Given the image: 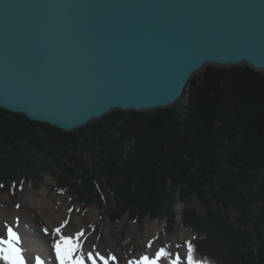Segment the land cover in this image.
Here are the masks:
<instances>
[{
  "label": "trees",
  "instance_id": "1",
  "mask_svg": "<svg viewBox=\"0 0 264 264\" xmlns=\"http://www.w3.org/2000/svg\"><path fill=\"white\" fill-rule=\"evenodd\" d=\"M45 172L83 197L111 196L121 216L173 221L180 201L201 264H264V72L208 66L174 107L74 132L0 107V188L16 195Z\"/></svg>",
  "mask_w": 264,
  "mask_h": 264
},
{
  "label": "water",
  "instance_id": "2",
  "mask_svg": "<svg viewBox=\"0 0 264 264\" xmlns=\"http://www.w3.org/2000/svg\"><path fill=\"white\" fill-rule=\"evenodd\" d=\"M208 66L264 72V0H0V107L65 132L174 107Z\"/></svg>",
  "mask_w": 264,
  "mask_h": 264
},
{
  "label": "rangeland",
  "instance_id": "3",
  "mask_svg": "<svg viewBox=\"0 0 264 264\" xmlns=\"http://www.w3.org/2000/svg\"><path fill=\"white\" fill-rule=\"evenodd\" d=\"M201 76L202 72L197 75V77ZM7 184L9 186V182H7ZM59 184L60 183L56 181V178L45 172L41 174V180H34L30 183L25 181V183L18 186V193L16 195L0 188V239L8 238L7 229L9 227H12L17 231L21 237L22 197L28 190L41 192L44 189L48 194L63 196L68 204L71 205L70 210H72L73 213L84 217H88L87 215L91 214L95 217L98 221V225L95 227L97 230L99 229L101 231L102 229H105L112 232L113 237H116L117 240H121L124 244L125 240H130L129 243L137 254L146 251L150 256H154L155 253L163 247L170 251L173 254V257L176 253H179L183 257L186 255L185 242L191 241L197 234L196 231L183 225L182 214L185 210V204L180 201H178L173 208L175 214L173 221L167 220V218L150 215H141L140 217L133 218L129 215L121 216L122 211H120L111 196L108 197L103 194L104 196H102L101 199H98L97 197H83V191H81L83 188L80 190L77 188L64 189L65 187L63 188L62 185ZM8 186L5 188L8 189ZM194 205L198 207L197 204ZM197 209L202 211L201 208ZM112 215L118 217L113 218ZM125 219L128 221L127 224H125V229L121 231V233H118L120 231L118 226L125 221ZM232 219L236 222V215L232 216ZM88 220L92 223L91 219ZM90 223L88 224L91 225ZM146 223H151L156 226L157 229L154 232H146ZM97 233L104 237L102 233H99L98 231ZM179 233L181 236H179ZM260 233L263 236L262 238H264L263 230H260ZM250 237L255 240L256 232ZM200 240L204 241L205 236L203 235ZM149 245H151V247H149ZM21 246L24 249L26 258L31 264H35L33 260L34 255H31L27 251L23 242ZM218 258L220 259L221 257L218 255ZM161 263L169 264L167 260H162Z\"/></svg>",
  "mask_w": 264,
  "mask_h": 264
},
{
  "label": "bare ground",
  "instance_id": "4",
  "mask_svg": "<svg viewBox=\"0 0 264 264\" xmlns=\"http://www.w3.org/2000/svg\"><path fill=\"white\" fill-rule=\"evenodd\" d=\"M70 208L71 205L63 196L48 194L45 189L41 192L32 190L25 192L22 197L21 239L27 251L34 255V262L36 257H40L45 261V264H56L52 249V245L58 239L55 235L56 227H61L64 235L73 238L79 232H84L85 235L81 238L80 243L83 245L85 254L92 251L94 254L99 252L106 257L115 255L118 264H128L130 259L149 255L146 251L137 254L129 243L130 240H125L124 244L121 240L113 237L112 232L102 228L101 231L97 230L95 227L98 225V221L91 214H88V217L79 216L73 213ZM88 219H91L92 223ZM127 222L125 219L118 226L120 230L118 233L125 229ZM45 229L48 230V234H45ZM156 229L157 227L151 223L145 224V230L148 233L154 232ZM97 231L102 233L104 237L100 236ZM179 236H181L180 233ZM28 264H31L29 260Z\"/></svg>",
  "mask_w": 264,
  "mask_h": 264
},
{
  "label": "snow or ice",
  "instance_id": "5",
  "mask_svg": "<svg viewBox=\"0 0 264 264\" xmlns=\"http://www.w3.org/2000/svg\"><path fill=\"white\" fill-rule=\"evenodd\" d=\"M44 231L45 234H48L47 229ZM55 235L58 239L55 240L52 249L56 264H118L115 255L106 257L99 252L94 254L92 251L85 254L83 245L80 243L81 238L85 235L84 232H79L73 238L64 235L61 227H56ZM7 237V239H0V264H28L24 249L21 246V237L17 231L9 227ZM185 244L186 255L183 257L179 253L173 257L170 251L161 247L154 256L142 255L138 259H130L128 264H161L162 260H167L169 264H201V261L196 258L197 249L193 243L186 241ZM35 264H45V261L36 257Z\"/></svg>",
  "mask_w": 264,
  "mask_h": 264
}]
</instances>
